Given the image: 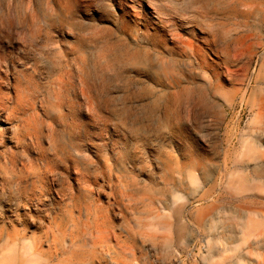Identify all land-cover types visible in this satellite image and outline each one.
<instances>
[{
    "label": "bare ground",
    "instance_id": "6f19581e",
    "mask_svg": "<svg viewBox=\"0 0 264 264\" xmlns=\"http://www.w3.org/2000/svg\"><path fill=\"white\" fill-rule=\"evenodd\" d=\"M143 1L151 29L114 14L112 27L95 24L90 39L83 35L57 61L56 53L44 55L53 50L39 29L48 18L28 16V36L50 66H13L7 90L0 86V264H146L140 246L156 239L166 247L205 239L211 264H264V151L257 146L264 129L235 149L224 124L236 102L264 118V0H192L183 9V0ZM32 2L21 1L24 13ZM12 44L0 29V64ZM90 66L97 68L90 77L101 80L115 69L122 89L102 88L96 99L108 114L99 117L139 157L151 133L165 140L176 115L194 109L218 115L216 133L224 132L215 157L180 162L159 148L151 171L138 154L130 165L102 152L89 160L76 137L84 126L67 121L64 103L73 69L82 94L89 91ZM61 165L73 169L74 183L56 189L48 180ZM98 180L106 186L95 194ZM193 202L201 207L191 209ZM160 264H176L175 257Z\"/></svg>",
    "mask_w": 264,
    "mask_h": 264
},
{
    "label": "rangeland",
    "instance_id": "374dc122",
    "mask_svg": "<svg viewBox=\"0 0 264 264\" xmlns=\"http://www.w3.org/2000/svg\"><path fill=\"white\" fill-rule=\"evenodd\" d=\"M21 1L0 0V17L2 18L0 29L8 32L13 38L12 46L4 51L5 62L0 64V86L4 91L7 90V78H9L13 66L24 67L31 62H37L41 71H46L50 66L45 60L47 57H40V51L35 48L33 41L28 36L27 24L30 14L40 18H48V25L39 27V29L50 34L53 50H47L44 55L56 53L55 61L61 60L59 57L65 54L68 55L70 46L75 44L77 39L81 40L83 35L90 39L94 33L92 30L95 24H105L112 27L111 20L115 15L124 20L138 22L142 30L151 29L150 27L154 25L153 19L147 13L151 9L143 5V3L145 4L143 0H79L76 3L67 0H58L55 3H50L48 0H34L30 3L26 13L21 9ZM191 1H181L178 3V9H183ZM261 9L264 13V8ZM175 22L178 23L176 19ZM89 70L88 76L90 77L95 75L94 71H97V68L90 66L87 71ZM114 71L115 69L106 68L107 75L102 80L87 77L89 91H84L82 94L83 86L80 83L79 74L76 69H73L65 93L64 112L67 121L84 126L82 131L78 129L76 137L83 140L84 154L89 160L95 158V152H102L110 156H123L130 165L136 162V156L132 157V154L137 155L139 150L130 147L125 142L123 134L118 132L114 126L104 124L102 118L99 117L100 114H108L105 109L103 110L102 102L96 99L98 95L103 94L102 88L105 89L106 87L109 93H116L117 95L122 89V83L115 78ZM235 105L233 110H228L224 114V124H227V135L233 136L231 146L238 149L241 137L249 135L256 127L260 126L264 129V122H261L264 118H260L261 115L255 114L244 104L240 105L236 102ZM238 114L239 116H237ZM218 120L217 114H208L200 109L181 111L176 115L172 127L167 128L165 140L162 135L164 133L154 132L150 134L149 143L140 150L142 156L139 157L138 154V160L143 161L142 165H147L144 170L150 169L151 171L152 167L148 166L149 159L151 154L159 148L167 150L180 162L198 158L210 160L215 157V144L219 140L218 136L224 132L223 130L221 133H216ZM257 120L259 121L257 122ZM232 124L233 126H231ZM257 146L258 150L264 151V142H260ZM29 149L33 150L32 147ZM24 152L25 154L28 152L33 162L38 163L39 159L36 153L29 150ZM257 169L260 170L261 168L258 167ZM87 174L92 179L93 170L88 169ZM74 177L73 169L61 165L57 166L54 176L48 180V183L51 187L60 189L64 186H71L74 183ZM105 186L104 182L98 180L91 188L93 187L92 190L96 194ZM4 204L5 202L0 200L1 209L5 207ZM200 207L197 202L190 205V208L194 210ZM115 208L118 213H124L121 205L115 204ZM113 221L116 225L123 223L122 218L116 216ZM187 225V231L192 232L191 226L188 223ZM140 247L139 254L146 264H160L164 257L171 253L175 257L176 264H211L210 242L207 243L205 239L195 241L183 239L179 244L172 243L168 247L156 239Z\"/></svg>",
    "mask_w": 264,
    "mask_h": 264
}]
</instances>
